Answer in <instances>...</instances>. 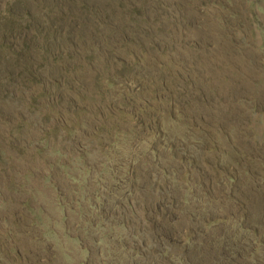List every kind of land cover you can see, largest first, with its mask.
I'll use <instances>...</instances> for the list:
<instances>
[{
    "label": "rangeland",
    "instance_id": "obj_1",
    "mask_svg": "<svg viewBox=\"0 0 264 264\" xmlns=\"http://www.w3.org/2000/svg\"><path fill=\"white\" fill-rule=\"evenodd\" d=\"M0 264H264V0H0Z\"/></svg>",
    "mask_w": 264,
    "mask_h": 264
}]
</instances>
